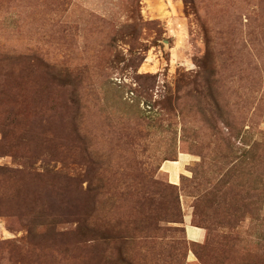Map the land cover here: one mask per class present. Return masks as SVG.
<instances>
[{"label": "rangeland", "instance_id": "1", "mask_svg": "<svg viewBox=\"0 0 264 264\" xmlns=\"http://www.w3.org/2000/svg\"><path fill=\"white\" fill-rule=\"evenodd\" d=\"M0 264H264V0H0Z\"/></svg>", "mask_w": 264, "mask_h": 264}, {"label": "crops", "instance_id": "2", "mask_svg": "<svg viewBox=\"0 0 264 264\" xmlns=\"http://www.w3.org/2000/svg\"><path fill=\"white\" fill-rule=\"evenodd\" d=\"M194 229L195 228L190 227V226L187 228L188 236L190 237V239H193V240L200 239L202 236L201 230L200 229L194 230Z\"/></svg>", "mask_w": 264, "mask_h": 264}]
</instances>
